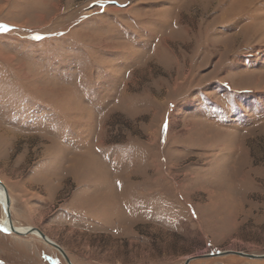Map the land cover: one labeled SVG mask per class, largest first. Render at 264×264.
I'll list each match as a JSON object with an SVG mask.
<instances>
[{
    "label": "rangeland",
    "instance_id": "374dc122",
    "mask_svg": "<svg viewBox=\"0 0 264 264\" xmlns=\"http://www.w3.org/2000/svg\"><path fill=\"white\" fill-rule=\"evenodd\" d=\"M0 25L14 225L73 264L264 256V0H0ZM9 233L0 264H67Z\"/></svg>",
    "mask_w": 264,
    "mask_h": 264
},
{
    "label": "water",
    "instance_id": "95a60500",
    "mask_svg": "<svg viewBox=\"0 0 264 264\" xmlns=\"http://www.w3.org/2000/svg\"><path fill=\"white\" fill-rule=\"evenodd\" d=\"M0 185L4 188L5 193H6V202L3 205L5 210H6V214H7V218L10 221V228L11 230H9L10 233H14L15 235L19 236V237H29L32 236L34 234L38 235L46 244L52 246L53 248H55L64 258L65 262L67 264H73L70 259L68 258L67 254L64 252V250L58 245L56 244L54 241H52L45 233H43L42 231H40L37 228H29L26 232H19L17 231L12 225H13V221H12V215H11V203H10V196L8 193V190L6 188V186L0 181ZM228 255H235V256H239L242 258H247V259H252V260H264V256H256V255H250V254H245V253H241V252H225V253H219V254H211L208 256H201V257H196V258H192L186 261L185 264H190L192 261L194 260H198V259H205V258H213V257H222V256H228Z\"/></svg>",
    "mask_w": 264,
    "mask_h": 264
},
{
    "label": "bare ground",
    "instance_id": "6f19581e",
    "mask_svg": "<svg viewBox=\"0 0 264 264\" xmlns=\"http://www.w3.org/2000/svg\"><path fill=\"white\" fill-rule=\"evenodd\" d=\"M5 200H6V193H5L4 188L0 185V204L2 205L3 215H4V218L0 222V227H1L2 230L6 231V232H9V230H11V228H10L11 225L9 224L10 221L7 218L6 210H5L4 206H3L5 204V202H6ZM12 226L19 232H26L30 228V227H19V226H14V225H12ZM11 234H14V233H11ZM34 235L38 236L36 234H34Z\"/></svg>",
    "mask_w": 264,
    "mask_h": 264
},
{
    "label": "snow or ice",
    "instance_id": "6c2138e0",
    "mask_svg": "<svg viewBox=\"0 0 264 264\" xmlns=\"http://www.w3.org/2000/svg\"><path fill=\"white\" fill-rule=\"evenodd\" d=\"M6 28V26L0 25V29Z\"/></svg>",
    "mask_w": 264,
    "mask_h": 264
},
{
    "label": "crops",
    "instance_id": "0c3cea01",
    "mask_svg": "<svg viewBox=\"0 0 264 264\" xmlns=\"http://www.w3.org/2000/svg\"><path fill=\"white\" fill-rule=\"evenodd\" d=\"M12 221H13V219H12ZM13 225H14V222H13ZM14 226H16V225H14ZM50 238V237H49Z\"/></svg>",
    "mask_w": 264,
    "mask_h": 264
}]
</instances>
